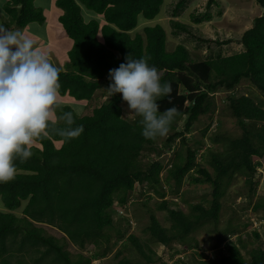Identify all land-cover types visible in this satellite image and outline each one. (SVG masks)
Listing matches in <instances>:
<instances>
[{"label":"trees","instance_id":"trees-1","mask_svg":"<svg viewBox=\"0 0 264 264\" xmlns=\"http://www.w3.org/2000/svg\"><path fill=\"white\" fill-rule=\"evenodd\" d=\"M34 1L7 0L3 24L21 29L32 22L43 24L44 10ZM188 1L178 0L172 16H180ZM215 1L208 0L207 8ZM164 3L55 0L62 11L59 21L73 40L66 69L55 70L39 86L30 88L5 79L0 64V109L19 125L17 132L0 134V264H91L123 240L129 246L126 243L117 250L113 264H157L160 258L151 243L169 248L177 243L184 252L195 254L198 244L192 234L218 223L231 180L243 176L251 185L250 192L254 190L253 179L264 160V12L244 31L240 39L243 51L198 61L184 45L168 50L167 34L159 23L133 33L139 29L140 16L147 21L158 18ZM257 3L264 9V0ZM81 5L100 18L86 22ZM190 18L201 24L211 20V15L191 14ZM173 25L191 34L185 24L175 21ZM242 81H248L259 94L235 92ZM98 90L107 99L91 115L79 116L68 105L57 108L55 121L39 115L56 93L82 102L91 100ZM220 91L227 92V109L241 134L210 138L224 147L222 152L207 149L201 154L213 172L196 161L198 148L187 146L185 155L177 152L163 183V162L151 159L143 163L142 157L148 152L161 155L162 149L156 145L162 133L168 135L164 146L170 147L179 138L185 144L200 117L213 113V97ZM257 94L261 99L256 100ZM126 95L144 102L133 120L123 116ZM181 120L183 127L178 129ZM205 131L207 128L203 134ZM55 141L61 142L59 148ZM190 171L198 175L192 174L191 182L210 184L212 195L208 206L189 205L186 212L172 208L175 203L166 194L177 197ZM137 184L159 198L158 209L167 212L170 223L163 226L150 213L146 241L128 234L129 228L115 225L111 212L115 202L126 207ZM20 209L21 215L17 213ZM39 224L56 228L63 240ZM224 234L226 231L218 234L214 248L225 243L226 252L219 250L215 259L199 254L200 259L192 264H264V249H250L246 259L244 241L239 236L238 242L227 241ZM232 234H237V227L230 237ZM254 235L259 238L257 232ZM65 241L79 252L71 254ZM88 246L95 250L84 255ZM129 248L131 255H125ZM181 252L176 250L173 256ZM25 255L30 257L29 263L24 261ZM176 261L174 264L180 259Z\"/></svg>","mask_w":264,"mask_h":264},{"label":"rangeland","instance_id":"rangeland-1","mask_svg":"<svg viewBox=\"0 0 264 264\" xmlns=\"http://www.w3.org/2000/svg\"><path fill=\"white\" fill-rule=\"evenodd\" d=\"M177 1L178 0H165L161 14L152 21H147L140 16L138 22L139 29L133 31V33H136V31L141 33L144 26L159 23L165 28L168 50L174 49L177 45H184L189 51L191 58L198 61L216 57L217 55L229 56L243 51L244 48L240 43V39L244 31L252 26L255 17L262 15L264 12V9L258 5L257 0H216V4L211 5L210 8H207L208 0H189L186 8L179 14L180 16L173 17L172 10ZM50 4L51 8L45 15L48 20L46 24L48 37L46 38L49 40L45 43L42 42V44L46 45L44 46V50L41 46L36 47V44L39 43L37 38L43 37L41 31L44 30V25L35 23L36 27L33 28V31L40 33L33 34V31L27 30L28 35L23 36V34H25L23 29H13L14 27H9L5 30L2 29L1 25L5 27L3 24L4 18L0 16V55H3V51L9 50L10 44H8V42H12L10 39L14 38L12 46L14 48H17L19 44L22 46L19 48L20 53L14 55V59L22 56L26 63L32 56L33 58L29 59L31 60L29 67L32 65V62H35L34 67H32L30 71L24 74L21 71L19 72L20 76L23 78L20 83L25 87L30 86V88H35L39 86L49 74H53L58 67L57 56L64 57L65 54H67L68 46L72 45L73 40L66 34L59 21V16L62 14L61 9L56 6L55 0H50ZM205 12L211 15V20L201 24H195L190 18L191 14L198 16ZM1 14L6 15L3 9ZM85 16L87 17L86 14ZM175 21L185 24L191 34L174 28L173 22ZM227 40H230V43L224 44ZM51 45L53 46L50 47ZM38 49L39 51H37ZM46 51L50 53L46 54ZM51 54H55L56 59L47 61L45 56ZM4 57L9 58L3 55L0 59ZM21 66L22 65H18V67H15L17 70L18 68L20 70V68H22ZM62 66L66 67L67 63L64 62ZM24 68H28V66ZM24 68L22 70H24ZM238 91L244 94H250V92L259 94L258 91H254V88L251 87L248 81H242L240 86L235 90V92ZM226 95L227 92L225 91L217 92L214 95L212 105L213 113L209 116L204 115L200 117L199 121L193 125L192 131L187 134V142L185 144H183L179 138L172 143L170 147L164 146V141L168 135L162 133L156 145L157 148L162 149L161 155L157 156L154 152H148V154L146 153V155L142 157L143 163L151 159H158L163 162L165 166V169L161 172L163 183L166 176V169L169 167L171 161L176 158L177 152H182V155H185V148L187 146L198 148L199 151L196 155V161L213 172L206 159H202L201 154L207 149L215 152H222L224 147L222 142L214 143L210 141V138H222L226 136L237 137L241 134V129L237 120L231 117L227 109V104L225 102ZM126 96L127 101L122 104L123 116L129 120H133L140 112L144 102L132 98L131 95ZM57 98L62 97L56 93L53 95L52 99L55 101ZM67 99L68 96L65 97V100ZM106 99V93L103 94L100 91L96 92L93 100L87 107L91 111L94 105L95 107L99 106ZM259 99H261L260 95H258L256 100ZM53 106L55 105L53 104ZM46 108L40 109V114L44 113ZM84 109L85 107L81 106L77 107L76 110L78 113H81ZM46 115H48L47 112ZM52 115L55 117L56 111L52 112ZM13 127L14 122L4 116L3 110L0 109V132L7 133L11 131ZM182 127L183 121L181 120L178 123V129ZM205 128H207V131L203 134ZM197 140L201 142L195 143ZM262 163L263 166L256 171L253 179V182H255V192L253 189L252 193L250 192L251 185L246 182L243 176H235L227 187L226 194L222 200L223 205L218 223L216 225H205L192 234L198 244L197 253L194 254L192 250L184 252L185 250L182 249V246L177 243L172 244V248L163 246L159 243H151V247L160 258L157 264H174L178 259H180L178 264H192L194 259H200L199 254L203 255L206 259H215V257L219 255V250L226 252L225 243L221 244L218 248H214L218 242V234L222 231H226L227 234H224V236L227 238V241L234 240V242H238V236L244 241L246 246L245 249H242V254L246 259H249L247 252L250 249H264V160H262ZM192 174L195 173L190 171L185 177L177 197L173 194H166V199L175 203L170 205L172 208L182 209L188 212L189 205L202 203L208 206V201L211 199L212 195V187L210 184H193L190 177ZM195 176L198 175L195 174ZM165 188L167 190L168 186L166 185ZM159 201V198L150 192L145 185L142 186L137 184L135 190L129 195V202L126 204V207H121L117 202H115V206L112 207L111 212L114 216V224L123 230L129 228L128 234L133 233L138 238L146 241L147 234L144 230L149 223L150 213H154L163 226L168 227L170 225L166 218L167 212L158 209L157 203ZM259 203H261V206L257 208L256 206ZM17 213L21 215V209L18 210ZM127 220H129V225H127ZM40 226H43L48 234L63 240V233L56 228L48 225ZM235 227H237V234H232L233 236L230 237L229 233ZM255 232L259 234V238L255 237ZM124 242V240L118 242L115 248H113L106 257L98 258L92 261L91 264H113L116 261L114 258L115 253L117 250L122 249L124 244L127 243ZM65 245L71 254L75 255L79 252V249L70 242L67 243L65 241ZM126 245L129 246L128 243ZM94 250L92 246H88L83 254L91 255ZM176 250H182V252L173 256ZM131 252V248H129V250H124L125 255H131ZM24 261L29 263L31 261L30 257L25 255Z\"/></svg>","mask_w":264,"mask_h":264},{"label":"crops","instance_id":"crops-1","mask_svg":"<svg viewBox=\"0 0 264 264\" xmlns=\"http://www.w3.org/2000/svg\"><path fill=\"white\" fill-rule=\"evenodd\" d=\"M6 1L7 0H0V13L2 12L3 6L6 3ZM34 4H35L36 7H41L44 10V14L45 15H46L47 11H49L50 8H51L50 0H35L34 1ZM81 9H82V14H83L86 22H88L92 18L98 17L96 14H94L93 12L87 10L82 5H81ZM85 14L87 15V17L85 16ZM98 18H100V17H98ZM35 23L36 22L29 23L25 28H23L24 33H25V34H23V36H27L28 35L27 30H30L31 32L33 31V28L36 27ZM47 23H48V20L46 18V21L43 24H40V25H44L45 28H44L43 31H41V34H43V37L37 38L39 40V43L36 44V47L41 46L43 48V50L45 49L44 46H46V45L42 44V42L45 43L47 40H49L48 38H46V37H48V32H47L48 29L46 28V26H47L46 24ZM1 27L4 30L7 29V27L6 26L3 27V25H1ZM32 33L33 34L34 33L36 34V33H40V32L33 31ZM13 39H10V40H12V42H13ZM12 42H10V41L8 42V44H10L9 50L2 52L3 55L8 56L9 58L4 57V58L0 59V64L3 67V77L5 79H7L9 81H12V82H18V83H20V81L23 80V78H22V76H20L19 72L21 71L24 74L25 72L30 71L32 69V67H34L35 62H32V65L29 67V63H31V60H29V59L30 58H33L32 56L28 59V62H26V63L24 62L25 59H23L22 56H20L17 59H14V55L16 53H20L19 48L22 47V46L19 44L17 48L16 47L14 48L12 46V44H13ZM52 46L53 45H51L50 47H52ZM72 46H73V41H72V45L71 46H68V48H67V54H65L64 57L57 56V60L59 61V63L57 61V66L58 67L56 68V70L57 69H61V70H65L66 69L67 66L66 67L65 66H62V64L64 62L68 63V61H69V59H68V52L70 51V49L72 48ZM37 51H39V49ZM48 53H50V52L46 51V54H48ZM3 55H0V58L3 57ZM45 59L47 61L48 60H51V59L54 60V59H56V57H55V54H51V55H46L45 56ZM18 65H22L21 66L22 68H20V70H19V68L17 70V68L15 67V66L18 67ZM26 66H28V68H24ZM23 68H24V70H22ZM66 96H68V95H65V97ZM65 97H63V98H57L55 101H61L60 103H66V104L68 103V104L73 105V107H81V106H83V105L86 104V103H82V105L81 104H76L75 102H73L74 99L71 98L70 96H68V99L67 100H65ZM72 102L74 104H72ZM82 102H85V101H82ZM85 111H86V109H84V112ZM46 112L48 113V115H46ZM52 112H53V109L51 108V106H49L48 108H46L44 110V113H42V114H40V110H39L40 117H45V118H49V119H52ZM10 120H12V119H10ZM12 121L14 122V119ZM18 128H19V125H16V123H14V127H13V129H11V131H9L7 133H4V132L1 131L0 134L1 133L10 134V133H13V132H17L18 131Z\"/></svg>","mask_w":264,"mask_h":264},{"label":"clouds","instance_id":"clouds-1","mask_svg":"<svg viewBox=\"0 0 264 264\" xmlns=\"http://www.w3.org/2000/svg\"><path fill=\"white\" fill-rule=\"evenodd\" d=\"M83 6V5H82ZM3 12H4V8H3ZM4 14H6L5 12H4ZM0 16L1 17H3L4 18V20H5V18H7V15H2L1 13H0ZM97 92H99V90L97 91ZM96 94V93H95ZM95 94H94V96H95ZM65 97V96H64ZM107 97V96H106ZM63 98V97H62ZM94 98V97H93ZM93 98L91 99V100H88V101H85V102H79V101H76V100H74L73 102H75L76 104H81L82 105V103H86L85 105H83L84 107H85V109H86V113L83 111V112H81V113H78L77 112V107H73V105H71V104H66V103H60L61 101H54L53 99H52V102H51V104L49 105V106H51V108L53 109V112L54 111H56V116L55 117H53V115H52V119H49V118H46V119H48V120H51V121H55L56 119H57V108H59V107H62V106H64V105H68V106H70L79 116H84V115H91L92 114V111H93V109L94 108H98V107H100L102 104H100L99 106H96L95 107V105L93 106V108H92V110L90 111V109L87 107V105H89V103L93 100ZM72 102V104H74ZM105 101H103V103H104ZM55 103H57V104H55ZM53 104L55 105V106H53ZM97 104V103H96ZM49 106H47V107H49ZM42 108H46V107H42ZM41 109V108H40ZM90 111V112H89ZM40 115V114H39ZM41 118H45V117H41ZM60 144H61V142H58V141H55V147H57V148H59V146H60Z\"/></svg>","mask_w":264,"mask_h":264}]
</instances>
